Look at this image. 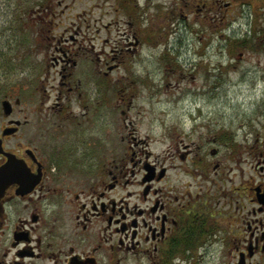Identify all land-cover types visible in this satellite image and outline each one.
Listing matches in <instances>:
<instances>
[{"label": "flooded vegetation", "instance_id": "obj_1", "mask_svg": "<svg viewBox=\"0 0 264 264\" xmlns=\"http://www.w3.org/2000/svg\"><path fill=\"white\" fill-rule=\"evenodd\" d=\"M132 2L127 8L140 15ZM36 10L25 14V25L56 17ZM47 32L59 42L53 29ZM122 40L121 53L139 43ZM4 45L0 67L4 61L12 66L10 45ZM115 67L105 63L89 75L96 81L102 74L110 90ZM64 71L57 99L47 108L42 102L23 110L19 93L0 95V167L8 154L28 170V180L12 183L0 199V264H264V180L238 165L254 148L245 144L247 133L237 130L243 147L229 128L217 126L209 134L208 121L204 142H192L179 156L189 164L186 184H174L173 165L165 166L159 156L150 160L148 152L114 147L110 130L98 141L92 125L82 128L71 105L76 99L69 98L78 86ZM80 109L92 124L95 109Z\"/></svg>", "mask_w": 264, "mask_h": 264}, {"label": "rangeland", "instance_id": "obj_2", "mask_svg": "<svg viewBox=\"0 0 264 264\" xmlns=\"http://www.w3.org/2000/svg\"><path fill=\"white\" fill-rule=\"evenodd\" d=\"M34 1L0 0V48L9 44L12 57V66L0 67V95L19 93L23 110L42 102L47 108L64 67L78 86L69 98L76 99L71 105L82 128L92 125L98 141L110 130L114 147L159 156L173 165L174 184H186L190 168L179 156L192 142H204L208 121L209 134L217 126L247 133L245 144L254 148L244 152L239 169L264 180V0H136L140 15L127 8L132 0H52L41 14L55 18L25 25V14L37 11ZM122 38L139 43L121 53ZM57 57L63 60L54 66ZM105 63L117 65L110 90L102 74L96 81L89 75ZM85 105L95 109L92 124L80 115ZM243 137L236 140L244 147Z\"/></svg>", "mask_w": 264, "mask_h": 264}, {"label": "water", "instance_id": "obj_3", "mask_svg": "<svg viewBox=\"0 0 264 264\" xmlns=\"http://www.w3.org/2000/svg\"><path fill=\"white\" fill-rule=\"evenodd\" d=\"M3 110L5 114H8V103H3ZM0 153H3L0 144ZM7 161L0 167V199L5 194L6 189L12 184L17 182L26 181L28 170L25 164L16 160L15 157L4 154Z\"/></svg>", "mask_w": 264, "mask_h": 264}, {"label": "trees", "instance_id": "obj_4", "mask_svg": "<svg viewBox=\"0 0 264 264\" xmlns=\"http://www.w3.org/2000/svg\"><path fill=\"white\" fill-rule=\"evenodd\" d=\"M51 1L52 0H38V1H34L33 3H32V7L34 8V9H37V8H39V9H41V11L44 9V10H49V9H47V8H45V7H50L51 5H52V3H51ZM35 3V4H34ZM29 12V11H28ZM245 44H247V42H246V40L245 41H243V45H245Z\"/></svg>", "mask_w": 264, "mask_h": 264}]
</instances>
